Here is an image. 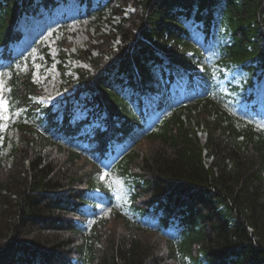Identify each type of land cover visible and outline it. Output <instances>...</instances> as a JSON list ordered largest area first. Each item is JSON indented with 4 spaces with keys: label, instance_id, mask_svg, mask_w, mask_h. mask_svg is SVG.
Returning a JSON list of instances; mask_svg holds the SVG:
<instances>
[{
    "label": "trees",
    "instance_id": "trees-1",
    "mask_svg": "<svg viewBox=\"0 0 264 264\" xmlns=\"http://www.w3.org/2000/svg\"><path fill=\"white\" fill-rule=\"evenodd\" d=\"M67 1L0 0L2 97L22 132L0 173V264H264V0H81L119 24L77 71L76 94L42 106L13 47L22 19ZM214 65L237 72L231 93L218 91ZM201 112L214 121L195 122ZM113 178L134 181L132 205L113 213L127 234L104 217L86 226L87 205L113 203Z\"/></svg>",
    "mask_w": 264,
    "mask_h": 264
},
{
    "label": "rangeland",
    "instance_id": "rangeland-1",
    "mask_svg": "<svg viewBox=\"0 0 264 264\" xmlns=\"http://www.w3.org/2000/svg\"><path fill=\"white\" fill-rule=\"evenodd\" d=\"M129 3L125 9L126 13L134 14L136 6L133 2ZM80 6L76 0H70L67 6L63 5L59 7L61 13L55 19H41L38 22L36 21V24L32 22L36 30L28 28L26 31L27 40H24L21 44L22 50L27 51L31 49L33 44L36 43L34 32L38 30L41 34L40 39L42 41H39L42 43L41 48L46 46L50 55V58H46L40 47H36L40 51L33 50L34 54L31 55V60L32 62L34 61L36 66L34 79L39 86L37 100L42 105L58 104L60 101L65 103L69 97L75 94L80 88L77 71L91 70L90 64L101 53V50L96 49V46H101L103 42L108 40L106 36H112L114 27L119 24L120 18L110 11H107L99 19L96 16L91 17L87 15V11H84L85 7H83V10ZM83 51H87V53L83 54ZM213 72L215 83L218 85L219 90L231 93V86L235 81L239 80V78H235L237 72L231 70L223 71L215 68V66ZM1 80L2 77L0 76V132L2 134L6 132L7 135V131L13 124V116L1 97L3 93ZM260 94L261 97L264 96V82ZM262 110L264 111V106ZM208 119L214 121V116H210L208 112L195 114L194 117L195 122L206 121ZM194 127L198 129L200 140L204 143L206 140L205 131L201 127H198L197 123L194 124ZM9 135L14 141H17V139L20 141L22 132L10 131ZM4 137V135H1V138ZM153 146L154 143L145 141L139 146L140 152H146L152 149ZM9 153V150L3 152L4 161L0 173L4 174H1V176L6 174V170L12 164L11 154ZM128 181L113 178L118 197V206L125 208V210L131 205V194L133 192V182ZM116 216L108 211L106 216L107 229L114 231L115 234H127V226L121 220L115 218ZM144 237L155 245L160 255L162 254L166 258L164 239L156 236L154 233H147Z\"/></svg>",
    "mask_w": 264,
    "mask_h": 264
}]
</instances>
